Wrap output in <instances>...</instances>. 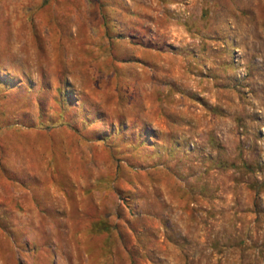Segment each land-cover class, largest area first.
I'll list each match as a JSON object with an SVG mask.
<instances>
[{
    "label": "rangeland",
    "instance_id": "374dc122",
    "mask_svg": "<svg viewBox=\"0 0 264 264\" xmlns=\"http://www.w3.org/2000/svg\"><path fill=\"white\" fill-rule=\"evenodd\" d=\"M0 264H264V0H0Z\"/></svg>",
    "mask_w": 264,
    "mask_h": 264
}]
</instances>
